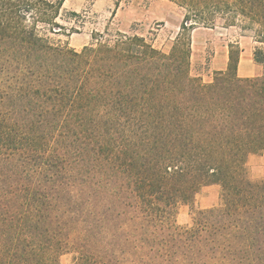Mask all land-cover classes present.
Segmentation results:
<instances>
[{
  "label": "trees",
  "instance_id": "obj_1",
  "mask_svg": "<svg viewBox=\"0 0 264 264\" xmlns=\"http://www.w3.org/2000/svg\"><path fill=\"white\" fill-rule=\"evenodd\" d=\"M66 0H0V264H264V70L241 47L210 82L190 71L191 31L238 27L260 45L264 0H170L169 53L117 31L77 50L48 34ZM76 15V13H73ZM217 205L177 216L203 186Z\"/></svg>",
  "mask_w": 264,
  "mask_h": 264
},
{
  "label": "rangeland",
  "instance_id": "obj_2",
  "mask_svg": "<svg viewBox=\"0 0 264 264\" xmlns=\"http://www.w3.org/2000/svg\"><path fill=\"white\" fill-rule=\"evenodd\" d=\"M184 12L170 0H66L58 19L64 28L55 33L48 31V34L55 42L81 50L93 41L94 33L107 36V30L111 34L117 31L136 32L150 39L163 52L169 53L181 32ZM191 37L190 71L205 82L212 81L217 71L226 68L230 44L244 48L260 45L252 36L243 34L240 28L225 27L221 19L213 27H196L191 31ZM262 72L263 68L259 74ZM247 165L251 179H264V159L248 160ZM220 197L219 185L203 186L192 205L180 206L178 223L182 226L191 225L195 211L217 205ZM71 257L66 254L61 260L68 264Z\"/></svg>",
  "mask_w": 264,
  "mask_h": 264
},
{
  "label": "crops",
  "instance_id": "obj_3",
  "mask_svg": "<svg viewBox=\"0 0 264 264\" xmlns=\"http://www.w3.org/2000/svg\"><path fill=\"white\" fill-rule=\"evenodd\" d=\"M240 47H241L242 51H241L240 61H239V66H238V74L241 77H253V76L260 75L259 72H260L261 68H263V66L260 64H257L254 61V49H255V47L254 48L253 47L244 48L242 46H240ZM228 59H229V51H228V57L226 60V67H227ZM263 70H264V68H263ZM262 157H264V152L253 153V154L249 155L248 160H250L252 162L254 160L260 161L261 159H264Z\"/></svg>",
  "mask_w": 264,
  "mask_h": 264
}]
</instances>
